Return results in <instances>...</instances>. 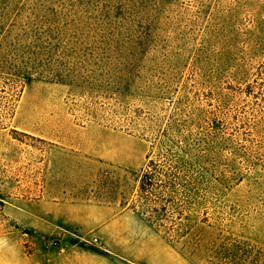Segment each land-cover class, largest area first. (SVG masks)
Instances as JSON below:
<instances>
[{
    "label": "rangeland",
    "instance_id": "374dc122",
    "mask_svg": "<svg viewBox=\"0 0 264 264\" xmlns=\"http://www.w3.org/2000/svg\"><path fill=\"white\" fill-rule=\"evenodd\" d=\"M256 1L176 4L165 34L177 43L174 66L72 65L55 55L51 65L35 33H0V235L20 234L43 264H264V33L248 31ZM150 89L169 91L158 107L141 95ZM157 108L164 125L177 114L184 128L181 159L165 161L130 127L133 111ZM151 160L152 170L177 173L166 215L165 177L139 194ZM62 185L112 204L107 234L66 244L32 240L29 228L13 234L6 207Z\"/></svg>",
    "mask_w": 264,
    "mask_h": 264
},
{
    "label": "trees",
    "instance_id": "16d2710c",
    "mask_svg": "<svg viewBox=\"0 0 264 264\" xmlns=\"http://www.w3.org/2000/svg\"><path fill=\"white\" fill-rule=\"evenodd\" d=\"M184 1L186 0H0V33H35L38 45L43 48L41 55L45 63L51 65L56 62L53 58L55 55L57 61L67 57V63L72 65L83 63L96 67L136 69L146 64L160 67L159 65L168 62L174 66L178 62V57L173 52L177 43L165 34L174 33L170 10ZM252 10L253 21L256 23L248 31L262 34L264 0L256 1ZM231 20L237 21L235 16ZM235 28V25L229 26L228 33L236 32ZM55 78L62 81L63 75H55ZM168 92L167 89H150L141 95L152 106L158 107L159 101L165 99ZM157 111L158 108L144 116L143 112L133 111L130 127L145 142L152 143V146L156 144L165 161L168 157L181 159L183 147L180 145L182 140L179 132L184 131V128L180 120L175 118L177 114H173L164 125L163 117ZM153 166L154 162L151 160L149 170L142 175L139 194H150L154 186L152 180L162 176L168 181L164 190L169 197V193H173L177 186L170 179L177 178V173L175 175L167 169L152 170ZM159 206L158 210L165 215L173 210L171 198H166Z\"/></svg>",
    "mask_w": 264,
    "mask_h": 264
},
{
    "label": "crops",
    "instance_id": "0c3cea01",
    "mask_svg": "<svg viewBox=\"0 0 264 264\" xmlns=\"http://www.w3.org/2000/svg\"><path fill=\"white\" fill-rule=\"evenodd\" d=\"M61 178L63 181L64 176L62 175ZM111 206L110 202L99 204L92 200L74 198L69 188L62 185L57 190L47 188L35 198H20L15 201L13 209L6 207V213L13 218L17 226V233L13 234L29 228L35 234L34 238L31 237L32 240H36V237L50 236L66 244L69 238L83 242L88 235L107 234L109 220L112 221L114 218ZM100 214L105 216L104 223L99 222ZM0 264H43V262H39L35 254L25 253L23 237L20 234L9 233V235H0Z\"/></svg>",
    "mask_w": 264,
    "mask_h": 264
},
{
    "label": "built area",
    "instance_id": "2783aa9c",
    "mask_svg": "<svg viewBox=\"0 0 264 264\" xmlns=\"http://www.w3.org/2000/svg\"><path fill=\"white\" fill-rule=\"evenodd\" d=\"M57 242L55 240H48L47 246L49 245H56Z\"/></svg>",
    "mask_w": 264,
    "mask_h": 264
}]
</instances>
